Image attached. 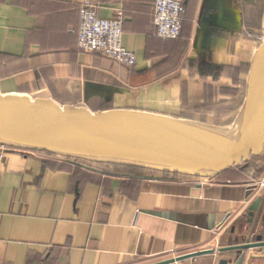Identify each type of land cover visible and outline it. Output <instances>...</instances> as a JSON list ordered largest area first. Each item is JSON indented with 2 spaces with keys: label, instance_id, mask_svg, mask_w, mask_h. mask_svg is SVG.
<instances>
[{
  "label": "crops",
  "instance_id": "0c3cea01",
  "mask_svg": "<svg viewBox=\"0 0 264 264\" xmlns=\"http://www.w3.org/2000/svg\"><path fill=\"white\" fill-rule=\"evenodd\" d=\"M155 2L99 0L103 19L123 8V45L137 58L126 68L80 49V0H0V96L189 121L262 40L248 51L241 42L245 0H187L181 37L164 41ZM263 172L262 156L205 180L9 151L0 161V264H160L210 249L172 264H235L222 249L264 241V204L255 225L249 216L264 198ZM248 254L264 264V248Z\"/></svg>",
  "mask_w": 264,
  "mask_h": 264
},
{
  "label": "water",
  "instance_id": "95a60500",
  "mask_svg": "<svg viewBox=\"0 0 264 264\" xmlns=\"http://www.w3.org/2000/svg\"><path fill=\"white\" fill-rule=\"evenodd\" d=\"M238 123L235 135L228 136L152 114L123 110L92 113L81 107H61L51 100L0 96L1 147L46 153L76 163L212 179L264 155V39L252 60ZM263 204L264 198H260L250 208L254 225ZM263 248L259 237L257 242L245 240L221 252H235V264H244L248 255L247 264H256L257 255L248 253ZM214 253L205 250L160 264Z\"/></svg>",
  "mask_w": 264,
  "mask_h": 264
},
{
  "label": "built area",
  "instance_id": "2783aa9c",
  "mask_svg": "<svg viewBox=\"0 0 264 264\" xmlns=\"http://www.w3.org/2000/svg\"><path fill=\"white\" fill-rule=\"evenodd\" d=\"M117 3L121 0H115ZM187 0H156L154 5V30L156 36L164 41L177 40L184 28ZM99 0H80L79 46L84 52L100 54L115 64L132 68L137 63L136 55L123 45L124 11L122 7L114 9L111 19L99 16ZM264 37L261 36V40ZM9 151H17L0 146V161ZM213 183L203 182L201 186L210 188ZM264 190V172L257 183ZM218 227V231H222Z\"/></svg>",
  "mask_w": 264,
  "mask_h": 264
},
{
  "label": "rangeland",
  "instance_id": "374dc122",
  "mask_svg": "<svg viewBox=\"0 0 264 264\" xmlns=\"http://www.w3.org/2000/svg\"><path fill=\"white\" fill-rule=\"evenodd\" d=\"M244 3L246 6L244 7L245 18L241 42L245 43V50L248 51L250 47L255 46V37H264L263 34H256L260 31L261 6L264 4V0H245ZM243 56L245 59H241L242 62L238 60L236 67L232 68L233 70L226 71V77H224L226 78V83L224 86L208 88V95H211L210 101L198 106L195 105L188 119L189 121L199 122L211 127L228 128L239 120L240 112L247 98L248 74L253 60V56L248 53ZM248 58H250V61H247ZM208 81L211 82L212 80L208 79ZM262 158H264V155ZM85 165L99 167L97 164L89 162Z\"/></svg>",
  "mask_w": 264,
  "mask_h": 264
},
{
  "label": "bare ground",
  "instance_id": "6f19581e",
  "mask_svg": "<svg viewBox=\"0 0 264 264\" xmlns=\"http://www.w3.org/2000/svg\"><path fill=\"white\" fill-rule=\"evenodd\" d=\"M262 34H263V31H262ZM182 121H184V122H186V123H188L190 125H193V126H196V127H200V128H202L204 130L206 129V130H209V131H215V132H219V133H222V134L228 135V136L235 135V133L238 131V128H239V125H238L239 124L238 123L239 120L234 125H232V126H230L228 128L211 127V126H207V125L201 124L199 122H193V121H186V120H182Z\"/></svg>",
  "mask_w": 264,
  "mask_h": 264
},
{
  "label": "trees",
  "instance_id": "16d2710c",
  "mask_svg": "<svg viewBox=\"0 0 264 264\" xmlns=\"http://www.w3.org/2000/svg\"><path fill=\"white\" fill-rule=\"evenodd\" d=\"M37 154H40V155H45V156H50V157H54L53 155H50V154H46V153H37ZM81 163H88V162H81ZM99 167H103V166H106V165H101V164H97ZM92 166V165H91ZM94 167H97V166H94Z\"/></svg>",
  "mask_w": 264,
  "mask_h": 264
}]
</instances>
